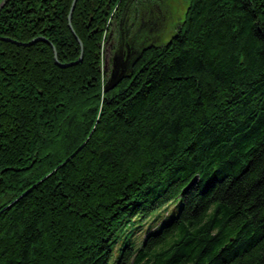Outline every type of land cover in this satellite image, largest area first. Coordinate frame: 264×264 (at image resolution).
<instances>
[{"label": "trees", "instance_id": "obj_1", "mask_svg": "<svg viewBox=\"0 0 264 264\" xmlns=\"http://www.w3.org/2000/svg\"><path fill=\"white\" fill-rule=\"evenodd\" d=\"M72 1L0 8V264H264V0H182L107 91L111 22L151 0H77L82 51Z\"/></svg>", "mask_w": 264, "mask_h": 264}, {"label": "flooded vegetation", "instance_id": "obj_2", "mask_svg": "<svg viewBox=\"0 0 264 264\" xmlns=\"http://www.w3.org/2000/svg\"><path fill=\"white\" fill-rule=\"evenodd\" d=\"M151 2H153V0H151L150 3ZM132 4L133 3L131 2L125 13L121 14L120 18L124 19V25L120 22V18H116L112 22V25H110L112 27L114 22H117V43L113 49L114 53L110 61L112 63V69L110 73L113 70H117L120 73L121 71H128V68L131 67L133 63H135L136 59H138L142 55L143 51L146 48H150V46L154 45H159L160 43V34H155L153 32L155 31L157 33L158 31V17L155 20L153 19L150 21H146L144 19V15L145 10L149 11L148 5H140L139 3H136L134 5ZM110 32L111 29H109L108 31V37Z\"/></svg>", "mask_w": 264, "mask_h": 264}, {"label": "rangeland", "instance_id": "obj_3", "mask_svg": "<svg viewBox=\"0 0 264 264\" xmlns=\"http://www.w3.org/2000/svg\"><path fill=\"white\" fill-rule=\"evenodd\" d=\"M4 0H0L2 3ZM148 10H145L144 19L146 21L159 19V27L157 33L160 34V43L166 42L172 35H174L179 29L184 28L186 22V11L188 4L184 3L182 0H154L151 4H148ZM147 7V8H148ZM143 10V9H142ZM141 14V12H140ZM117 22H114L113 26L110 28L111 32L102 47V59L101 68L108 75L112 69V63L110 62L113 57V49L116 46V34H117ZM112 25V22H111ZM159 43V44H160ZM115 51V50H114ZM105 64L107 68L104 69ZM160 215V213H158ZM149 227V221L141 227L138 232V239L140 240L141 235H145Z\"/></svg>", "mask_w": 264, "mask_h": 264}, {"label": "water", "instance_id": "obj_4", "mask_svg": "<svg viewBox=\"0 0 264 264\" xmlns=\"http://www.w3.org/2000/svg\"><path fill=\"white\" fill-rule=\"evenodd\" d=\"M4 2H5V0H4L2 3H0V8L3 6ZM76 2H77V0H73V1H72L71 7H70V10H69V13H68L67 21H68V27H69V29H70L72 35L74 36L75 40L77 41V43H78V45H79V47H80V49H81V51H82V48H83L82 43H81V41L78 39V37L76 36V34L74 33V31L72 30V26H71V18H72V14H73L74 7H75V5H76ZM5 40H6V41H10V42H12V43H14V44H16V45H23V46H28V45H31V44H33V43H35V42H38V41H45V40L42 39V38L34 39V40L30 41L29 43H19V42H14V41H11V40H8V39H5ZM54 56H55V60L57 61V57H56V53H55V51H54ZM80 61H81V57L79 58V60L77 61V63L80 62ZM114 61H115V59H114ZM74 64H76V63L63 64V65H59V66H60L61 68H67V67H70V66H72V65H74ZM133 64H134V63H133ZM133 64L131 65V67L133 66ZM115 67H116V66H115ZM106 68H107V65L105 64L104 69H106ZM126 72H127V71H121V73H120V72H118L117 70H113V71L110 73V75H109V79H108V83L106 84L105 91H107L108 89H111V88L115 87L117 84H119V83L121 82V80H122L123 78H125V73H126ZM192 183H193V182H192ZM190 184H191V183H190ZM189 186H190V185H189Z\"/></svg>", "mask_w": 264, "mask_h": 264}]
</instances>
